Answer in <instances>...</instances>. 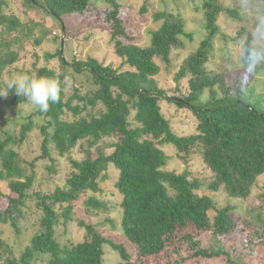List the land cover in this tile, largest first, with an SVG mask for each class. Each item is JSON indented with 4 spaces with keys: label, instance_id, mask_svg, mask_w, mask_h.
<instances>
[{
    "label": "trees",
    "instance_id": "1",
    "mask_svg": "<svg viewBox=\"0 0 264 264\" xmlns=\"http://www.w3.org/2000/svg\"><path fill=\"white\" fill-rule=\"evenodd\" d=\"M25 1L29 7L35 5L58 20L62 32L67 18L83 16L93 6L90 0ZM95 1L107 5L102 19L108 23L109 40L114 54L128 68L121 70L103 65L89 56L68 62L59 49L56 52L58 70L41 66L27 72L42 78H58L60 100L50 103L46 113L34 110L30 120L20 126L16 137L7 135L0 140V183L5 182L8 190L5 193L0 189V222H8L16 230L14 212L19 215L28 198L33 175L28 174V168L13 146L23 142L26 133L32 131L34 116L42 119L41 124H36L42 136L41 157L52 163L56 161L53 152L63 157L81 140L87 141L89 147L105 137L117 135V140L111 144L112 151L107 155L99 153L95 158L69 159L71 171L64 185L56 186L49 194L37 196V204L42 210L39 231L32 235L17 258L7 259L5 264H33L41 255L46 257L45 264H102L105 244L118 252L121 264H143V259L161 254L167 243L175 239L188 244L192 258H214L223 254L225 264H241L223 250L199 246L197 236L206 231L218 235L232 231L230 207L214 209L212 198L196 191L199 187L196 179H190L185 172L166 170L167 156L158 145L171 143L184 163L198 153L214 176L209 187L215 190L221 186L229 197L247 198L257 177L264 173V111H258L253 104L223 101L219 96L217 103L212 86L219 79L208 75L203 68L218 32V14L222 11L233 14L234 11L224 8L216 0H201L206 35L175 78L187 73L191 75L187 94L179 97L167 96L157 85L155 76L160 71L158 62H168L171 50L182 46L180 38L192 39L181 15L169 11L154 12L153 19L159 25L149 31V43L141 46L124 24L117 0ZM261 2L264 16V0ZM97 12L98 9L94 15ZM0 24L9 30L19 26L20 21L0 13ZM14 59L15 54L10 52L6 60L0 47V75ZM251 63L247 40L244 64ZM70 80L74 83H71L73 93L65 97L64 87ZM223 81L220 80V86ZM206 88L210 91L208 99L212 104L194 108L192 103ZM162 98L193 110L197 121L193 134L179 136L172 132L169 121L161 112ZM73 99L76 100L74 104ZM25 102L28 101L14 92L3 100L6 106ZM98 105L99 109L94 110ZM108 164L118 170L115 188L121 197L120 228L124 237L136 245L135 257L122 244L104 238L94 225L84 220H78V225L84 229L81 241L63 247L54 237L58 221L54 206H60L59 215L64 222L71 219L73 201L89 189L97 190L99 175ZM48 170L51 171L52 166ZM83 206L98 209L102 202L89 196L83 200ZM209 211L214 212L212 216ZM178 249L176 246L175 251ZM178 263L175 259L164 264Z\"/></svg>",
    "mask_w": 264,
    "mask_h": 264
},
{
    "label": "rangeland",
    "instance_id": "2",
    "mask_svg": "<svg viewBox=\"0 0 264 264\" xmlns=\"http://www.w3.org/2000/svg\"><path fill=\"white\" fill-rule=\"evenodd\" d=\"M121 16L129 32L135 34L138 44L149 43V31L155 29L158 21H154L156 11L179 13L185 21L186 32L192 33V39L181 37L182 46L171 50L169 61L158 62L160 71L155 76L157 85L167 96H183L188 92L187 73L184 77L175 79L179 69L187 58L196 50L199 42L206 35L203 24L201 0H117ZM224 8L233 10V14L222 11L218 14L216 23L218 32L212 40V48L203 64L204 71L217 78L212 90L223 101H237L246 105L253 104L258 111H264V16L261 12V0H216ZM93 6L83 16L74 15L67 18L65 31L58 20L45 10L34 5L29 7L25 0H0V13L4 16H14L20 25L5 29L0 24V47L2 56L7 60L9 53L15 54L12 63L1 70L0 84L10 77L27 74L33 69L46 66L59 69L56 52L62 49L63 57L71 62L73 59L84 60L88 56L96 58L103 65L126 69L121 64L109 40V27L103 18L106 3L90 0ZM96 9L98 12L94 15ZM94 16V19L92 18ZM22 25V30L20 26ZM21 30V31H20ZM62 40V46L60 45ZM248 40L252 63L244 64V52ZM220 80L223 85L220 86ZM71 80L64 87L65 97L73 93ZM74 84V83H73ZM76 86V85H75ZM83 88V87H82ZM80 92H83L81 89ZM209 89L202 91L199 99L193 102L194 108L208 107ZM0 97V140L7 135L16 137L20 126L30 120L34 109L30 102L11 106L3 104ZM76 100L73 99L72 104ZM215 102V103H216ZM161 112L169 121L173 133L187 136L195 132L197 121L189 106H177L174 101L160 99ZM99 105L94 108L98 110ZM71 117L70 113H66ZM132 115L130 116V119ZM34 126L31 132L20 144L14 145L23 163L28 168V174L33 175V182L28 190V198L20 208L19 215L14 212L17 228L14 230L8 222H0V264L7 259L17 258L29 244L33 234L39 231V221L42 210L37 204V196L49 194L56 186L62 187L66 176L71 171L69 159L82 160L86 157L95 158L99 153L104 155L112 151L111 144L117 140V135L103 138L97 145L89 147L87 141H79L63 157L53 152L55 162L43 159L41 151L42 136L36 124L42 119L34 116ZM165 152L166 170L175 173L185 172L190 179H196L199 194H205L214 201V209L230 207V217L233 221L232 231L218 235L206 231L197 236L199 246L212 250H223L234 261L241 264H264V173L257 177L250 195L245 198L229 197L218 186L213 190L209 187L214 176L198 153L192 155L184 163L174 146L169 142L158 144ZM52 166L49 171L48 167ZM118 170L112 164L103 169L97 180V190H87L78 200L73 201L71 219L64 222L59 215L60 206L55 205L58 221L55 225V239L63 247H70L84 237V229L78 225V220H84L95 226L104 237L115 243L122 244L132 257H135L136 245L126 239L120 228V200L115 188ZM2 192H7L5 182L0 183ZM89 196L102 202L98 209L83 206V200ZM2 204V202H1ZM209 211V215H213ZM179 246L177 252L175 247ZM102 264H121L117 251L107 244L103 246ZM192 249L186 242L175 239L169 241L166 249L155 257L143 259V264H164L167 261L178 264H225V255L214 258L191 257ZM46 257L40 256L33 264H45Z\"/></svg>",
    "mask_w": 264,
    "mask_h": 264
},
{
    "label": "clouds",
    "instance_id": "3",
    "mask_svg": "<svg viewBox=\"0 0 264 264\" xmlns=\"http://www.w3.org/2000/svg\"><path fill=\"white\" fill-rule=\"evenodd\" d=\"M10 92H14L18 97H24L34 110L46 113L50 103L60 100L61 87L58 78L21 74L10 77L0 84V97H6Z\"/></svg>",
    "mask_w": 264,
    "mask_h": 264
}]
</instances>
